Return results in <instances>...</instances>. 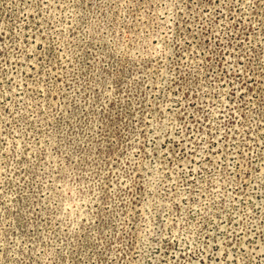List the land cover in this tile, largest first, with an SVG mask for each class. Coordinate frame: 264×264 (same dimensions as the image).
<instances>
[{
    "label": "rangeland",
    "instance_id": "1",
    "mask_svg": "<svg viewBox=\"0 0 264 264\" xmlns=\"http://www.w3.org/2000/svg\"><path fill=\"white\" fill-rule=\"evenodd\" d=\"M0 264H264V0H0Z\"/></svg>",
    "mask_w": 264,
    "mask_h": 264
}]
</instances>
